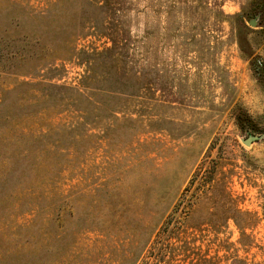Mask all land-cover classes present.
<instances>
[{
    "label": "rangeland",
    "instance_id": "obj_1",
    "mask_svg": "<svg viewBox=\"0 0 264 264\" xmlns=\"http://www.w3.org/2000/svg\"><path fill=\"white\" fill-rule=\"evenodd\" d=\"M104 1L0 0V264H264V0Z\"/></svg>",
    "mask_w": 264,
    "mask_h": 264
},
{
    "label": "trees",
    "instance_id": "obj_2",
    "mask_svg": "<svg viewBox=\"0 0 264 264\" xmlns=\"http://www.w3.org/2000/svg\"><path fill=\"white\" fill-rule=\"evenodd\" d=\"M104 2H107V0H105ZM167 8H169V10L167 11V16L168 17L170 15L173 16V11H174L173 5H168ZM194 11H195V9H194ZM220 14L222 15V19L223 18H228V19L238 18L236 20L240 21V22L242 20L241 15L228 16V15H225L221 12H220ZM191 15H193V13ZM190 17L191 16H189V18ZM108 18H110V17L108 16ZM99 24H101L100 21H99ZM97 30L103 34H107L110 37V41H111V46L109 48H107L104 52L100 53L101 56H104L103 57L104 59L110 58V62L108 64L107 71H105L106 75L110 74V71H113V69L115 71L117 70L116 74L114 73V74H111L109 76V77H113V78H109V79H111L115 83L120 82L122 79H124L125 81H123V85L125 88L128 86L133 87V84L131 82H128V78L133 77L134 74L129 73V72L126 73L123 70H122V74H119V72H118V70L120 69L119 64L122 63L123 60L127 59V57L130 55H133V57H134V55L136 54V51H138V50L140 51L141 42L144 39V35L143 36L137 35L134 37L130 34L129 30L126 29L120 23L115 24L112 27H108L107 24L105 25L102 23L101 25H97ZM119 61H120V63H118ZM138 78L139 77H137V79ZM126 82H128L127 85H126ZM140 86L141 85L139 84L138 87H140Z\"/></svg>",
    "mask_w": 264,
    "mask_h": 264
},
{
    "label": "water",
    "instance_id": "obj_3",
    "mask_svg": "<svg viewBox=\"0 0 264 264\" xmlns=\"http://www.w3.org/2000/svg\"><path fill=\"white\" fill-rule=\"evenodd\" d=\"M256 21L255 19H251L249 20V25H255ZM258 139H260L259 135H248L246 138L242 139V143H244L245 145H250L252 142L257 141Z\"/></svg>",
    "mask_w": 264,
    "mask_h": 264
}]
</instances>
